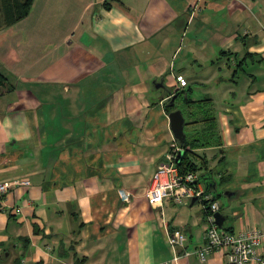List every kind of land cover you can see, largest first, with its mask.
I'll use <instances>...</instances> for the list:
<instances>
[{"label": "crops", "instance_id": "1", "mask_svg": "<svg viewBox=\"0 0 264 264\" xmlns=\"http://www.w3.org/2000/svg\"><path fill=\"white\" fill-rule=\"evenodd\" d=\"M0 1V183L16 182L0 196V264H228L184 255L204 245L203 202H147L174 146L222 230L264 235V0H33L16 21ZM176 92L209 100V146L175 140ZM197 106L187 140L207 125Z\"/></svg>", "mask_w": 264, "mask_h": 264}, {"label": "built area", "instance_id": "2", "mask_svg": "<svg viewBox=\"0 0 264 264\" xmlns=\"http://www.w3.org/2000/svg\"><path fill=\"white\" fill-rule=\"evenodd\" d=\"M176 80L181 84L184 82L181 78ZM180 150L182 149L174 146L166 155L167 161L157 167L145 195L148 204L153 207H161L165 201L186 204L193 198L203 202L207 220L203 233L204 245L186 251L184 255L195 256L199 261H204L209 254L220 252L226 257L228 264H264V259L256 251V246L264 235L257 230L233 235L218 228L214 214L219 212V204L203 189L202 185L195 182L197 179L195 173H179L176 156ZM15 183V181L0 183V196ZM122 196L124 197L123 194ZM166 241L173 250L184 245L186 236L180 231H175L167 235Z\"/></svg>", "mask_w": 264, "mask_h": 264}, {"label": "trees", "instance_id": "3", "mask_svg": "<svg viewBox=\"0 0 264 264\" xmlns=\"http://www.w3.org/2000/svg\"><path fill=\"white\" fill-rule=\"evenodd\" d=\"M33 0H15V18L14 20H18L21 19L24 15H26V13L28 12L31 3ZM5 81V78L2 74H0V88L3 86ZM174 99H176L178 96H180V92H176L174 95ZM170 101V100H169ZM186 104L188 105H198V109H196L197 111L199 110V112H202L204 115V119L203 121L207 122L206 124V128L203 130L204 132L202 133H196L197 136L191 138V140H187L185 139V141L183 142V144H180L181 147H183L184 149L186 147H190L192 149L195 148H202V147H207L209 146L211 143H213L209 137L213 136V130H214V116L211 110V106L209 104V100L205 99L203 101H198V102H191L190 100H184ZM193 103H200V104H193ZM173 105H169L167 104L165 106V109L168 113H170L171 111H174ZM185 151L181 161L176 164L178 171L180 174H184L186 172H196L198 170L197 164L194 163L192 160H190V158L186 155Z\"/></svg>", "mask_w": 264, "mask_h": 264}, {"label": "water", "instance_id": "4", "mask_svg": "<svg viewBox=\"0 0 264 264\" xmlns=\"http://www.w3.org/2000/svg\"><path fill=\"white\" fill-rule=\"evenodd\" d=\"M158 85L160 86V84H157V86ZM173 104H174V96H172L169 101V105H173ZM168 118H169L170 130L175 140L178 142L179 145L183 144V142L185 141V137H186L184 133V126H185L184 116L182 115L180 110H174L168 114ZM184 153H185L184 150H180L178 152L176 156V164H178L181 161ZM201 180H202L201 177H199L195 180V182H200ZM205 191H208V189L205 188ZM195 200L197 199L193 198L192 202ZM214 218H215V223L217 224L218 228L221 229L223 221H224V217L219 212H217L214 214Z\"/></svg>", "mask_w": 264, "mask_h": 264}, {"label": "rangeland", "instance_id": "5", "mask_svg": "<svg viewBox=\"0 0 264 264\" xmlns=\"http://www.w3.org/2000/svg\"><path fill=\"white\" fill-rule=\"evenodd\" d=\"M1 2V1H0ZM181 96V95H180ZM180 96H178L177 98H176V101H175V103H174V106L173 107H171V108H174L175 110H180L181 111V113H182V115L184 116V118L186 119V120H188V119H190V117H189V113H188V104H182V103H185V102H183V98H181ZM212 113H213V111H212ZM187 126V125H186ZM185 131H188L187 130V127L185 128ZM198 173L200 172V170L198 169V171H197Z\"/></svg>", "mask_w": 264, "mask_h": 264}]
</instances>
